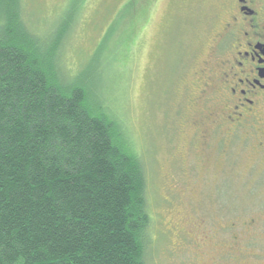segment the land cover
<instances>
[{"label": "rangeland", "instance_id": "rangeland-1", "mask_svg": "<svg viewBox=\"0 0 264 264\" xmlns=\"http://www.w3.org/2000/svg\"><path fill=\"white\" fill-rule=\"evenodd\" d=\"M217 2L23 0L37 32L70 26L65 72H84L98 85L144 157L152 216L147 264H238L239 257L264 264L263 157L249 146L225 155L219 144L218 151L214 127L203 145L192 124L205 113L194 75L206 68L203 40ZM237 231L239 243L228 250Z\"/></svg>", "mask_w": 264, "mask_h": 264}, {"label": "trees", "instance_id": "trees-1", "mask_svg": "<svg viewBox=\"0 0 264 264\" xmlns=\"http://www.w3.org/2000/svg\"><path fill=\"white\" fill-rule=\"evenodd\" d=\"M69 30L0 0V264H147V166L98 85L65 72Z\"/></svg>", "mask_w": 264, "mask_h": 264}, {"label": "flooded vegetation", "instance_id": "flooded-vegetation-1", "mask_svg": "<svg viewBox=\"0 0 264 264\" xmlns=\"http://www.w3.org/2000/svg\"><path fill=\"white\" fill-rule=\"evenodd\" d=\"M214 8L203 40L208 49L206 68L194 75L205 113L192 124L201 132L203 145L217 134L212 146L219 151L222 144L225 155L249 146L257 159H264V0H218ZM214 108L220 112L215 117ZM238 243L237 231L228 250ZM229 259L238 260L234 254Z\"/></svg>", "mask_w": 264, "mask_h": 264}]
</instances>
